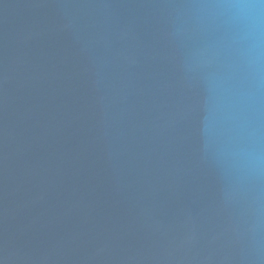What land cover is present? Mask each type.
Here are the masks:
<instances>
[{
	"label": "water",
	"instance_id": "1",
	"mask_svg": "<svg viewBox=\"0 0 264 264\" xmlns=\"http://www.w3.org/2000/svg\"><path fill=\"white\" fill-rule=\"evenodd\" d=\"M0 264H264V0H0Z\"/></svg>",
	"mask_w": 264,
	"mask_h": 264
}]
</instances>
